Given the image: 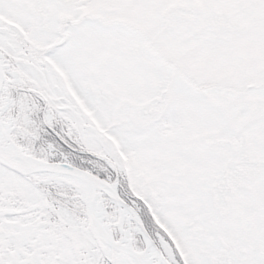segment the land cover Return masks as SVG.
<instances>
[{"label":"snow or ice","instance_id":"1","mask_svg":"<svg viewBox=\"0 0 264 264\" xmlns=\"http://www.w3.org/2000/svg\"><path fill=\"white\" fill-rule=\"evenodd\" d=\"M0 264H264V0H0Z\"/></svg>","mask_w":264,"mask_h":264}]
</instances>
